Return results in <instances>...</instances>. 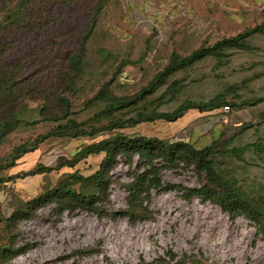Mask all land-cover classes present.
<instances>
[{
  "label": "rangeland",
  "instance_id": "obj_1",
  "mask_svg": "<svg viewBox=\"0 0 264 264\" xmlns=\"http://www.w3.org/2000/svg\"><path fill=\"white\" fill-rule=\"evenodd\" d=\"M42 2L32 26H21L0 35V45L5 50L4 65L9 70H17V67L21 70L17 76L24 86L23 97H19L17 103L25 106L18 116L22 122L0 145V264H10L13 250L19 249L16 243L21 218L14 215L24 212L29 202L47 195L59 184L65 191L73 190L82 195L90 196L96 191L92 183L78 177L85 178L96 172L103 155L89 156L72 168L55 169L57 160L61 157L70 160L77 149L115 135L181 141L195 149H203L213 142L220 149L225 147L211 156L216 178L244 201L254 215L250 217L243 212L247 217L257 225L264 224V122L260 118L264 102L254 107L242 105L264 96V34L253 35L245 41L249 51L226 49L219 57L200 60L171 76L165 85L136 105L115 109L127 105L147 87L168 64L172 54L183 58L199 48L212 47L223 39L262 25L264 0ZM99 4L101 9H97ZM96 9L99 13L95 15V28L81 56V70L68 79V60L75 55ZM174 82L177 83L175 88L171 86ZM104 86L108 92L106 99L88 103ZM59 97L70 103L68 118L83 123L86 131L95 133L68 140L47 138L39 143L36 151L8 168L17 148H29L66 123V120L40 121L39 110L45 107L57 111ZM214 98L219 99L220 107L213 111L191 110L174 123L156 121L132 125L139 113L149 118L153 113H170L184 101L199 103ZM247 144H255L256 150L229 152ZM133 161V167L125 164L127 178H134L132 170L136 174L144 170L138 157ZM116 164L110 170L111 182ZM154 164L161 165L158 160ZM36 165L53 170L23 177ZM161 181L167 185L165 193L174 196L169 199L159 194L154 196L152 210L158 226L152 231V240L157 242L159 235L170 236L168 227H164L165 230L159 227L161 218H165L166 224L172 225L171 242L175 246L182 238L175 227L189 224L188 210L193 211L189 204L196 196L195 193L183 195V192L201 189L206 183L205 174L192 165L184 167L183 171L166 166L160 171ZM208 190L210 193L197 192V197L221 210L212 198L219 190L212 187ZM37 211L32 219L38 218ZM119 212L107 214L113 226L128 217ZM136 221L129 219V227H134ZM195 239L196 236L188 244L192 245ZM187 264L209 263L204 259H189Z\"/></svg>",
  "mask_w": 264,
  "mask_h": 264
},
{
  "label": "trees",
  "instance_id": "obj_2",
  "mask_svg": "<svg viewBox=\"0 0 264 264\" xmlns=\"http://www.w3.org/2000/svg\"><path fill=\"white\" fill-rule=\"evenodd\" d=\"M42 1L43 0H0V35L5 32H12L14 29L21 26H32V19L37 17V14L40 13V11L37 10L44 3ZM97 7V9H101V4ZM97 9L91 19L88 31L78 43L75 55L68 60V79H72V75L80 72L81 70V56L84 53L87 40L95 28V15L99 13L97 12ZM35 11L37 12L35 13ZM256 34H264V23L234 37L223 39L222 41L215 43L212 47L199 48L183 58L172 54L168 64L162 69V71L155 75L147 87L140 90L131 101L127 102V105H121L115 109H120L124 106L136 105L147 96L152 95L159 87L165 85L166 81L171 76L190 68L200 60L207 57H219L226 49L249 51L250 48L246 45L245 41L249 37ZM4 57L5 50L0 45V112L2 113L0 116V145L5 137L12 133L22 122L18 116L19 113L25 109L24 105L17 103L18 98L23 97L22 93L24 86L20 85L21 78H18L17 76L18 72L21 70L18 67L17 70H9V68L4 65ZM12 67L14 68V66ZM176 84L177 83L174 82L171 86L175 88ZM106 89L107 88L105 86L101 88L92 97V99L88 101V103L104 101L108 96ZM170 100H172V98ZM218 100L219 99L214 98L208 102L199 103L184 101L170 113H153L149 118H145L142 113H139L136 119L132 121V125L156 121L174 123L191 110H197L199 113H203L218 109L220 107ZM57 101V111L45 107L39 110L41 118L40 121L59 122L66 120V123L61 127L48 132L46 135L42 136L40 140H36L29 148H17L8 168L14 167L16 162L23 156L36 151L39 143L43 142L47 138L57 137L66 138V140H68L92 136V134L95 133L94 131H86L83 123H78L75 120L68 118L71 113L70 103L66 98L59 97ZM263 102L264 96L256 97L250 101H245L242 105L254 107ZM260 118L264 122V111L260 113ZM117 128L121 129L122 126H118ZM249 148L256 150V145L247 144L242 148H232L229 152L242 153L244 150ZM223 149H220L216 142H213L210 146L203 149H195L189 143L181 141L169 142L145 136L130 138L123 135H115L112 138L101 140L87 147L77 149L70 156V160L63 157L57 160L58 164L55 169H60L62 167L72 168L89 156L103 155L99 168L96 172L85 178L81 176L78 177L80 179L82 178V180L86 182L92 183L95 186L96 191L93 194L88 196L82 195V193H76L73 190L65 191L61 187L62 185L59 184L57 188L50 191L47 195L39 196L29 202L26 205L25 211L20 214H15L14 217L19 219L21 218L18 222L32 219L35 217V213L38 209L49 204H55L56 211L58 213L65 210L72 212L76 209H80L99 215H105L106 211L104 210V206L108 204V186L111 183L110 170L113 165L117 163L118 157H120L123 162L128 164L130 167H133V159L138 157L140 165L144 167L143 172L140 174H136L132 170L134 178L132 182L125 186L128 192V207L118 213L128 216L131 222L136 220H145L151 217L148 206L144 205V203L149 202L150 190L160 187L161 169L166 166L178 168L180 164H183L184 167L192 165L196 171H200L205 174V185L201 189L189 192L190 194L195 193L197 196V192L200 191L210 193L208 187L215 188L219 190V192L217 196H212L214 200L213 202L221 208L222 212H226L233 217L237 215L246 216L243 213L246 212L250 217H254L253 213L248 209L244 201L236 195L230 187L219 182L215 176L212 169L211 156L215 155V153H219ZM155 160H158L161 165L156 166L154 164ZM52 170L53 169L51 168L36 165L30 171L24 173L23 177L50 173ZM247 218L250 219L249 217ZM250 220L253 221L252 219ZM253 222L255 223V221ZM256 226L258 232L264 235V224L260 223L259 225L256 224ZM22 251V248L14 249L10 259Z\"/></svg>",
  "mask_w": 264,
  "mask_h": 264
},
{
  "label": "built area",
  "instance_id": "obj_3",
  "mask_svg": "<svg viewBox=\"0 0 264 264\" xmlns=\"http://www.w3.org/2000/svg\"><path fill=\"white\" fill-rule=\"evenodd\" d=\"M179 167L184 170L183 164ZM112 171L115 177L108 188L105 215L80 209L58 213L55 204L40 208L38 218L18 224L16 245L23 251L10 264H187L189 259H204L209 264H264V235L256 224L244 215L233 217L222 212L197 196L190 200L193 211L188 210L189 224L175 227L182 235L179 244L172 245V225H167L165 218H161L159 227H168L170 236L159 235L154 242L152 231L158 225L152 200L157 194L167 199L174 196L165 193L167 185L163 181L160 187L150 190L149 202L144 203L150 211L149 219L129 227V218L123 217L113 226L107 214L127 209L125 186L133 178L126 177L127 167L120 157ZM194 236L195 241L189 245Z\"/></svg>",
  "mask_w": 264,
  "mask_h": 264
}]
</instances>
